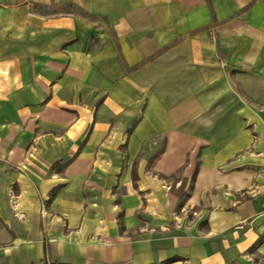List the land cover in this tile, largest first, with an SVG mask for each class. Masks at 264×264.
Returning a JSON list of instances; mask_svg holds the SVG:
<instances>
[{"label": "crops", "instance_id": "obj_1", "mask_svg": "<svg viewBox=\"0 0 264 264\" xmlns=\"http://www.w3.org/2000/svg\"><path fill=\"white\" fill-rule=\"evenodd\" d=\"M31 1L42 2L0 0L3 35L29 43L36 34L41 65L50 42L67 59L52 72L36 68V87L23 84L17 102L15 79L5 86V119L13 121L14 105L33 107L44 131L23 138L36 140L37 163L0 162V226L17 236L12 250L146 264L125 236L136 233L137 210L127 199L112 205L108 189L124 188L136 202L156 183L142 165L134 180L118 149L142 152L144 134H155L149 170L164 178L184 169L187 209L210 225L206 234L187 227L166 260L264 264V0H70L68 17L53 19L33 13ZM51 6L62 10L59 0ZM41 73L61 78L47 89ZM119 211L124 235L115 229ZM16 257L0 264L30 263Z\"/></svg>", "mask_w": 264, "mask_h": 264}, {"label": "rangeland", "instance_id": "obj_2", "mask_svg": "<svg viewBox=\"0 0 264 264\" xmlns=\"http://www.w3.org/2000/svg\"><path fill=\"white\" fill-rule=\"evenodd\" d=\"M41 1V0H40ZM39 1V2H40ZM54 0H49V3H53ZM62 4V10H57L51 4L47 3V0H42L40 3H33L32 12L37 14V16L44 19L53 18H65L71 13L70 0H59ZM37 4V5H35ZM61 13V14H60ZM80 17H86L84 14L77 13ZM92 20L99 26L106 25L107 23L99 18L94 17ZM36 34L31 35L29 43L20 41H7L9 37L3 35L0 29V146L8 149V155L6 154V149L0 155V162L6 163H18V164H29L37 163L38 152H36V140L26 138L24 141V134H44V131L39 132L40 123L39 118L36 115H32L33 107H22L13 106V121L9 119L7 121L6 115L9 118V113L11 111L10 107L5 105V86L11 78L15 79L13 95L14 102L19 101L23 95L22 85H26L27 81L31 88L36 87L37 84V70L39 66L45 67L46 72H52L51 68L66 61L67 56L65 50L58 49L54 51L52 46L53 42L47 43L46 55H41V58L45 60V64H39L37 46L38 43L35 41ZM16 40V39H15ZM94 48L100 46L99 41H95ZM66 49V48H65ZM63 52V54H62ZM7 54L13 56V59H7ZM63 65H67L65 62ZM7 68H12L13 71H8V74H2V72L7 71ZM43 72V71H42ZM40 79L45 80V85L47 89L50 88L51 84L57 81V78L61 76L50 75L48 73H41ZM8 79V80H7ZM11 81V80H10ZM25 88V87H24ZM18 97V98H17ZM27 109L30 110V115L23 116V112ZM53 110L54 108H49ZM149 136L150 141L144 142L142 152L139 146H135V149L128 150L126 143H123L121 147H118L121 157L124 158V162L128 161L129 169L131 171V176L134 180L137 179L136 170L139 165H142L145 170V177L155 180L156 183L151 187H144L143 193L139 196L140 198L134 201L133 197L128 199L126 196L125 189L113 187L108 189L109 197L112 201V205H122L123 199H127L130 202H124L128 210L136 209L138 212L136 219V233L134 231H126L123 225V211L115 216L114 224H116L115 229L119 230V234H123L126 231V237H130L136 241V246H140L143 256H146V264H174L177 262L178 257L166 260L167 254H172L173 242L177 238H181L184 233H186L187 227L198 226L202 233L206 234L210 231L209 219H203L199 216L195 210L187 209L186 199H187V189L189 187H182L181 181L184 175V169L175 172L172 176L161 178L159 176H153V172L149 170L151 162L155 158L153 156V139L155 134H144ZM152 139V140H151ZM139 144V143H137ZM35 147V148H34ZM129 152V153H128ZM9 156V157H8ZM8 158V160H7ZM117 161V160H115ZM125 162V163H126ZM198 164V160H194ZM127 164V163H126ZM151 169V168H150ZM55 171L59 174H63L65 171L64 165H58L55 167ZM194 178V176H191ZM134 188L138 189V187ZM106 191V188L105 190ZM97 198L96 200H99ZM1 223V222H0ZM138 234V235H137ZM124 235V234H123ZM16 235L7 232L2 226H0V258L6 256L7 254L16 253L17 257L20 256L22 260H30L29 264H82V260L79 258L77 260L72 256L69 262H62L55 260L53 258V252L46 250L37 251L35 249H27L26 247L20 251H13L12 248L15 247ZM18 237L25 238V234H21ZM134 237V238H132ZM15 240V241H14ZM14 241V242H13ZM128 241V240H127ZM108 254V252H107ZM13 258V257H10Z\"/></svg>", "mask_w": 264, "mask_h": 264}, {"label": "bare ground", "instance_id": "obj_3", "mask_svg": "<svg viewBox=\"0 0 264 264\" xmlns=\"http://www.w3.org/2000/svg\"><path fill=\"white\" fill-rule=\"evenodd\" d=\"M36 152H39V150H36Z\"/></svg>", "mask_w": 264, "mask_h": 264}]
</instances>
